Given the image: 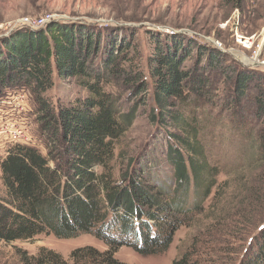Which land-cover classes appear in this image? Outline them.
Returning <instances> with one entry per match:
<instances>
[{"label":"trees","instance_id":"16d2710c","mask_svg":"<svg viewBox=\"0 0 264 264\" xmlns=\"http://www.w3.org/2000/svg\"><path fill=\"white\" fill-rule=\"evenodd\" d=\"M226 1L236 8L244 3ZM119 33L102 44V32L83 23L54 21L45 28L23 27L0 38V96L10 89L32 94L47 138V154L16 143L0 160L7 192L0 197V244L42 233L59 238L92 233L109 246L105 251L79 247L69 259L44 247L35 255L25 253L24 264H129L116 257L125 245L146 255L166 251L177 230L204 210L203 201L215 186L218 169L207 160L198 129L173 109L192 94L203 96L209 84L206 68L222 69L226 54L179 33L164 41L156 37L150 63L160 112L156 119L170 118L168 124L176 130L167 147L168 181L147 171L144 164L136 168L135 159L121 179L116 178L115 141L134 123L138 109L122 112L119 99L106 92L103 83L111 75L117 82L124 78L139 100H146L148 93L143 74L133 75L122 66L131 59L128 51L135 48V33L131 30L128 38ZM195 49L197 61L187 68L185 62ZM55 74L76 78L88 95L71 105L54 106L45 93L53 87ZM233 78L236 100L256 85L255 114L264 122V74L237 70ZM240 264H264V226Z\"/></svg>","mask_w":264,"mask_h":264},{"label":"rangeland","instance_id":"374dc122","mask_svg":"<svg viewBox=\"0 0 264 264\" xmlns=\"http://www.w3.org/2000/svg\"><path fill=\"white\" fill-rule=\"evenodd\" d=\"M45 15L53 18L43 26L21 25L25 17ZM54 21L83 23L102 32V44L118 30L127 38L131 30L135 33V48L128 51L131 59L122 66L133 75L143 74L148 83L146 100L135 97L124 78L117 82L110 75L103 83L105 91L119 99L122 112L135 106L138 109L134 123L115 141L112 164L119 180L131 159L137 162L136 168L144 164L147 171L167 181L171 174L167 147L171 132L176 130L168 124L170 118L168 122L156 119L160 112L150 76L156 37L164 41L168 35L179 33L226 54L222 69L206 68L209 84L203 96L192 94L173 109L184 113L191 126L198 129L207 160L218 169L212 193L203 201L204 210L195 212L193 220L177 230L166 251L146 255L125 245L117 250L116 257L129 264H240L264 226V199L259 195L264 188V122L255 114L256 85L245 98L236 100L233 75L237 70L264 74L263 65L258 64L264 61V0H244L242 8L233 7L226 0H0V38L23 27L45 28ZM246 37L253 42L248 47L241 43ZM102 52L101 49L97 64ZM196 54L195 49L186 60L187 68L197 61ZM205 59L206 56L201 66ZM54 78L53 87L45 93L54 106L71 105L88 95L76 78H60L56 74ZM1 94L0 127L23 125L32 138L30 145L47 154V138L41 132L33 95L14 89ZM14 144L0 134V160ZM6 196L0 166V197ZM85 246L109 249L92 233L71 238L42 233L1 243L0 264H24L25 253L35 255L44 247L69 259L75 249Z\"/></svg>","mask_w":264,"mask_h":264},{"label":"built area","instance_id":"2783aa9c","mask_svg":"<svg viewBox=\"0 0 264 264\" xmlns=\"http://www.w3.org/2000/svg\"><path fill=\"white\" fill-rule=\"evenodd\" d=\"M53 17L51 15H45L40 18H30L25 17L21 25H26L30 26L31 28H36L37 26H43L47 22H49ZM241 43L244 46H250L252 45V38H243L241 39ZM258 64L263 65L264 67V61L263 62H258ZM20 109H23V106H19ZM0 134L6 136L7 138H10L12 143H22V144H31L32 143V138H29L28 136V131L23 125H18V124H12V125H2L0 127Z\"/></svg>","mask_w":264,"mask_h":264}]
</instances>
